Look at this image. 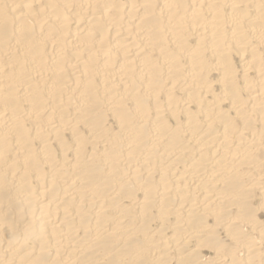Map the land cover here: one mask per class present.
I'll list each match as a JSON object with an SVG mask.
<instances>
[{"label":"bare ground","instance_id":"bare-ground-1","mask_svg":"<svg viewBox=\"0 0 264 264\" xmlns=\"http://www.w3.org/2000/svg\"><path fill=\"white\" fill-rule=\"evenodd\" d=\"M0 264H264V0H0Z\"/></svg>","mask_w":264,"mask_h":264}]
</instances>
